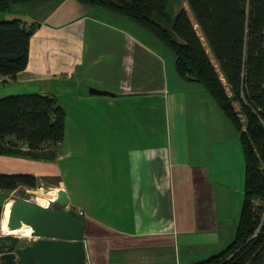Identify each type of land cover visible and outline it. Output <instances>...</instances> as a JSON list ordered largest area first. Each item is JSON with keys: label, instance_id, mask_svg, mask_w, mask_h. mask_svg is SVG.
Segmentation results:
<instances>
[{"label": "crops", "instance_id": "0c3cea01", "mask_svg": "<svg viewBox=\"0 0 264 264\" xmlns=\"http://www.w3.org/2000/svg\"><path fill=\"white\" fill-rule=\"evenodd\" d=\"M3 19L35 29L25 69L0 77V98L50 95L65 118L62 142L45 148L53 158L0 154V174H31L40 186L31 201L49 207L63 192L65 210L82 211L87 264H199L217 254L228 204L215 175L227 139L210 95L176 74L147 31L103 9L36 0Z\"/></svg>", "mask_w": 264, "mask_h": 264}, {"label": "trees", "instance_id": "16d2710c", "mask_svg": "<svg viewBox=\"0 0 264 264\" xmlns=\"http://www.w3.org/2000/svg\"><path fill=\"white\" fill-rule=\"evenodd\" d=\"M32 1L0 0V14ZM78 1L147 31L171 51L176 74L199 84L238 132L244 159L243 205L234 237L199 264H264V225L259 228L261 210L253 206L254 200L264 198V0H186L207 49L184 9L174 17L168 13L170 0ZM34 29L19 19L0 20V77L14 79L25 69ZM64 118V109L50 95L0 98V154L53 158L45 148L62 142ZM23 186L34 189L36 178L0 174L1 190ZM18 242L0 235V255L14 251Z\"/></svg>", "mask_w": 264, "mask_h": 264}, {"label": "water", "instance_id": "95a60500", "mask_svg": "<svg viewBox=\"0 0 264 264\" xmlns=\"http://www.w3.org/2000/svg\"><path fill=\"white\" fill-rule=\"evenodd\" d=\"M89 93L109 95L90 88ZM68 199L59 192L49 207L25 199L13 200L7 223L9 230L31 227L29 242L0 255L2 264H87L83 224L65 208Z\"/></svg>", "mask_w": 264, "mask_h": 264}, {"label": "rangeland", "instance_id": "374dc122", "mask_svg": "<svg viewBox=\"0 0 264 264\" xmlns=\"http://www.w3.org/2000/svg\"><path fill=\"white\" fill-rule=\"evenodd\" d=\"M184 9L188 16L190 17L192 23L194 24V27L198 33V35L201 37V33L195 25L194 19L191 15V12L187 6L186 0H170L168 3V13L174 17V15L180 10ZM202 42L204 43V39L201 37ZM205 48L207 49L205 43ZM168 52V55L166 56L167 61L173 59V54L171 51L166 49ZM214 63V61H213ZM3 83L0 82V86H2ZM9 96L14 95L13 93H3ZM211 101H213L211 99ZM213 103H215L213 101ZM219 113L221 116V120L224 121L225 127L224 136L227 139V143H225V151L221 153V155L218 157L223 158L221 160L225 165L223 166L222 170L220 171L218 169L215 179L219 182H223L227 187V209H226V216L227 218L224 219V222L220 234L221 237L219 238L220 242H224L223 245L220 247V251H222L232 240L234 237L235 228L238 223V219L241 213L242 205H243V170H244V159H243V153L241 149V145L239 143V135L238 132L235 130V128L230 124V122L226 119L225 116H223L220 108L218 105H216ZM40 186H36L34 189H28L23 187H18L15 191L7 192L6 194L0 193V206L2 209H4V212L1 210V219H0V235L1 236H10L18 239V247L22 246L24 243L29 242V237H20V236H14L11 232L7 229V223H8V216L6 214L7 209L3 208V204L6 201H10L12 203L13 200L18 199H25L30 200L28 195H32L34 191H36ZM228 195L230 196L228 199ZM226 201V199L223 200V203ZM229 201V202H228ZM33 202V201H32ZM222 203V204H223ZM225 204V203H224ZM220 211H222V208H226L222 205H219ZM224 211V210H223ZM14 231V230H13ZM218 243V244H219Z\"/></svg>", "mask_w": 264, "mask_h": 264}, {"label": "bare ground", "instance_id": "6f19581e", "mask_svg": "<svg viewBox=\"0 0 264 264\" xmlns=\"http://www.w3.org/2000/svg\"><path fill=\"white\" fill-rule=\"evenodd\" d=\"M42 207H47V206H43L41 204H38ZM48 208V207H47ZM9 213H10V208L7 210L6 214L9 218ZM8 229V228H7ZM9 230V229H8ZM9 231H12L11 233L14 235V236H20V237H29L30 238V234H31V227L28 226V225H23L21 228L19 229H15L14 231L13 230H9Z\"/></svg>", "mask_w": 264, "mask_h": 264}, {"label": "built area", "instance_id": "2783aa9c", "mask_svg": "<svg viewBox=\"0 0 264 264\" xmlns=\"http://www.w3.org/2000/svg\"><path fill=\"white\" fill-rule=\"evenodd\" d=\"M33 194L28 195L29 199L33 196ZM253 206L255 208H259L261 210V220H260V224H259V228H260L262 225H264V198L254 200ZM75 214L78 216H81L83 213H82V211L79 210V211H76Z\"/></svg>", "mask_w": 264, "mask_h": 264}]
</instances>
